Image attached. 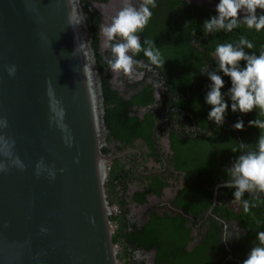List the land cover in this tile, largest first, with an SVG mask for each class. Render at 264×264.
<instances>
[{
	"label": "flooded vegetation",
	"instance_id": "flooded-vegetation-1",
	"mask_svg": "<svg viewBox=\"0 0 264 264\" xmlns=\"http://www.w3.org/2000/svg\"><path fill=\"white\" fill-rule=\"evenodd\" d=\"M131 2L138 7L141 0ZM123 3L79 0L102 95V149L111 157L105 189L119 264H243L257 233L264 231V193L244 194L250 204L246 213L242 203L233 202L234 189L224 184L233 162L253 150L264 132L249 121L264 115L259 109L233 113L230 88L224 85L229 108L223 126H216L208 120L211 106L205 102L211 81L202 73L218 70L209 45L234 43L237 37L261 45L264 29L240 23L231 32L209 33L203 24L217 15L219 0H156L137 35L143 48L149 47L145 41L154 42L160 62L141 51L133 55L131 73H113L107 63L112 53L99 29ZM257 14L264 13L258 9ZM107 109L124 110L126 117ZM238 121L242 131L233 127ZM249 213L258 228L250 229Z\"/></svg>",
	"mask_w": 264,
	"mask_h": 264
},
{
	"label": "water",
	"instance_id": "water-1",
	"mask_svg": "<svg viewBox=\"0 0 264 264\" xmlns=\"http://www.w3.org/2000/svg\"><path fill=\"white\" fill-rule=\"evenodd\" d=\"M87 36L79 0H0V264H119Z\"/></svg>",
	"mask_w": 264,
	"mask_h": 264
},
{
	"label": "clouds",
	"instance_id": "clouds-1",
	"mask_svg": "<svg viewBox=\"0 0 264 264\" xmlns=\"http://www.w3.org/2000/svg\"><path fill=\"white\" fill-rule=\"evenodd\" d=\"M156 7V0H141L139 6H134L131 0H124L123 7L113 17L109 25L102 26L99 31L104 37V47L110 49L112 59L107 61L113 73L123 72L129 74L134 63L133 55L143 51L153 63L160 62V52L154 47L153 41H145L147 48L141 46L140 37L137 35L149 22L152 12L150 7ZM264 13V0H219L216 6L217 15L212 16L203 24L204 29L231 32L243 23L249 29L257 32L264 29V14L258 15L257 10ZM244 12L241 20L239 14ZM75 17H69L70 24ZM119 38V39H118ZM253 48V44L246 38H241L238 46L223 43L216 47L215 57L218 64L217 71H207L211 81L205 102L211 106L208 120L216 126H223L229 104L225 102L221 89L224 80L218 72L223 73L231 80V88L227 95L231 100V111L248 114L254 109H259V115H264V53L260 55L249 54L244 48ZM132 53V55H129ZM245 66L241 67V62ZM15 66L8 69L9 75H15ZM250 127L264 130V120L259 118L249 121ZM237 131L244 128L243 121L233 125ZM241 148L247 144H240ZM229 177L224 186L234 189L233 202L242 203L244 212L250 210V204L244 200V194L255 196L264 193V132H261L255 148L240 154L227 170ZM238 238V237H237ZM243 264H264V231L256 235V243L251 248Z\"/></svg>",
	"mask_w": 264,
	"mask_h": 264
},
{
	"label": "trees",
	"instance_id": "trees-1",
	"mask_svg": "<svg viewBox=\"0 0 264 264\" xmlns=\"http://www.w3.org/2000/svg\"><path fill=\"white\" fill-rule=\"evenodd\" d=\"M260 37L259 34H257L256 36L254 35L253 37ZM237 38H242V37H237ZM244 38V37H243ZM240 41V40H239ZM239 41L237 42H231V44H233V46H238L239 45ZM252 44H253V48L251 49H248L247 47L244 48V51L249 53V54H255V55H260L262 53H264V42H262L261 45H259V43L257 41H254L253 40H249ZM218 45H209V48H214L216 49L215 47H217ZM245 66V62H241V67H244ZM222 79L224 80V85H227V87L231 88V80L229 77L227 76H224L222 75L221 76ZM119 109V108H117ZM116 109V110H117ZM120 110V109H119ZM119 110L115 111L114 113H111L109 111H111V109H107V112H109L110 114H116L117 113V116L120 115L122 118L126 117V112H124V110H122L120 113H119ZM250 216V217H249ZM247 219L249 218V224L251 225L250 229H254V228H258L259 227V221L257 220V218L255 217H252L249 213L248 217H246ZM245 218V219H246ZM251 220V221H250ZM253 220V221H252ZM248 221V220H247Z\"/></svg>",
	"mask_w": 264,
	"mask_h": 264
}]
</instances>
